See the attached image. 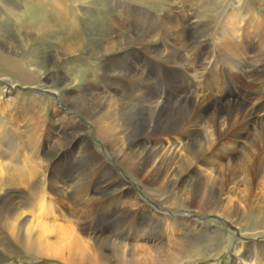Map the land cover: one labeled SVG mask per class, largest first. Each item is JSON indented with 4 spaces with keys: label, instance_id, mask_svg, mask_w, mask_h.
<instances>
[{
    "label": "bare ground",
    "instance_id": "obj_1",
    "mask_svg": "<svg viewBox=\"0 0 264 264\" xmlns=\"http://www.w3.org/2000/svg\"><path fill=\"white\" fill-rule=\"evenodd\" d=\"M163 1L159 6L160 14L168 9ZM173 1L178 2V6L181 2L184 4L186 2L188 6L189 0ZM249 1H252L254 6H264V0ZM249 1L230 0L228 3L231 5L230 10L226 15L218 14L211 18H203L195 11L193 14H188L189 12L184 14L188 27L195 25V22L199 26H206V30L211 32L214 39L210 47L213 44L215 52L220 57L224 56L223 59L227 62L229 60L233 68L241 70L245 75L244 69L249 62L252 68L251 77L260 81L259 86L252 88L246 100L239 101L238 105L236 103L224 105L221 99L213 94L215 90L212 89L219 86H215L202 74L201 78L194 82V74L191 73L188 62L184 64L180 59L170 57V54L165 55V44L162 40L164 36L160 35V28L158 30L151 27L147 33L142 34L129 33L127 30L129 25L116 24L114 19L109 17L100 42L91 47L86 44L83 49L91 58L90 62L94 67L93 71L86 74L83 84L77 89L83 93L81 96H84L81 97V106L76 104V110L94 122L95 137L99 139L103 151L101 153L92 144L90 130L84 126H81V134L75 131L77 129L65 131L56 128L57 135L52 136L55 141L52 142L54 146L51 149L55 155L64 151L66 146L78 142L76 137L80 138L79 145L66 152L69 154L76 151L86 163L84 176L79 181L75 179L76 183H70L71 179L66 175L68 172L65 169L54 170L48 154L42 147L37 146L39 134L36 128L39 123L29 125L24 130L16 128L14 123L18 118H12L13 123L8 129L10 132L6 134V126L2 127L0 120V264L5 261H8V264H16L15 260L20 256V259L27 260L48 257L62 264H176L198 257L200 254L197 250L201 248L198 242L202 239L208 242L209 256L216 255L221 249L226 248L232 238L231 234L219 226L218 228L208 222L198 221L189 214L173 213L168 210L181 207L186 199L195 203L202 214H216L236 224L238 234L241 227H247V224L250 227L241 232L248 236V240L241 235L233 244L228 264H264V230H257L261 225L254 219L250 220L248 209L232 204L234 202L232 196L235 193L242 194L250 190L258 194L259 204L264 205V10L260 13V19ZM9 3L6 2L7 8ZM208 7L210 9V6ZM145 10H148L146 6ZM250 13L254 14L251 16L253 21H250L252 26L262 35L258 38V50H255L258 53L253 48L255 56L247 55L246 59L243 54L244 47L239 45L241 39L245 42L246 40L238 29L241 27L239 24H242ZM232 19L238 20L237 25L233 29H226L225 23ZM99 20L102 21L101 18ZM168 36L174 38V32H170ZM229 36H232L231 42H227ZM207 39H209L207 34L201 31L190 39L187 36L185 42L179 45L180 49L177 48L179 56L183 57L184 54L195 56L196 50H202L201 46L205 44L208 46ZM140 48L147 57L153 58L154 61H162L164 68L166 63L168 69H174L176 75L182 73V78L186 79L185 85L172 92H168L166 87L157 91L150 80L137 73L135 69L112 71L104 62V58L109 55L127 56L132 50ZM13 51L11 45H1V76L15 79L14 81L25 85L36 83L40 88L55 89L57 95H60L59 88L55 87L57 83L55 85L40 83L43 80L49 82L51 79L45 75L47 72H40L36 65L30 63L31 59L25 50L23 51L25 56L22 57H17L19 54ZM212 52L209 51L204 57L207 63L212 59ZM74 53L71 50L62 53L59 59L68 58L70 61L69 59L75 58ZM26 60L30 64H26ZM126 78L131 80L130 87L126 85ZM218 80L219 83L221 80ZM202 83L203 94L200 88H197L202 86ZM0 84L2 102L7 106L17 107L20 91L13 96L10 92L12 86L4 81H0ZM89 90L99 99L97 105L92 102ZM250 101L252 103L255 101L251 107L246 105ZM28 106L25 107L27 111L33 110ZM254 106H257L256 110L253 109ZM127 107L130 111H137L142 115L143 122L136 124L137 126L126 122L124 110ZM258 110L261 112L259 117L256 113ZM27 111L23 113L24 116L28 115ZM73 123L79 127L78 122ZM42 141L48 142L47 139ZM239 149L241 155L237 156ZM25 153H28V156ZM108 161L112 164L120 163L122 168L134 177H142V174L146 176L142 181L146 191L155 199L152 201L155 203L154 209L141 202L138 195L131 191ZM156 182H160L161 189H151L152 186L148 188L145 184L150 186ZM239 185L243 186V189L241 188L243 191L238 192ZM77 186H81V189ZM181 186H185L183 190ZM20 187L24 188L28 195L23 196L24 199L19 202L16 201V197ZM70 188L72 193L68 196L67 191ZM117 189L119 193L111 194ZM158 190H162V194ZM50 192L56 199L47 203L44 199ZM107 193L112 197L104 198ZM182 193L187 195L185 200L180 198ZM76 195L81 198V224H78L77 229L71 227L67 221V228L62 225L64 222L59 225L46 224L43 219L48 217L55 220L64 217L67 212L72 214V211L77 215L75 210L71 207V210L69 209L71 203L78 202ZM35 197H39L40 200L38 208L35 209L41 223L31 221L27 224L28 219L20 209L22 206L30 207ZM105 204L108 207L102 210ZM31 209H28V212ZM46 213L50 215L46 217ZM247 220L254 224L253 228ZM112 221L116 222L115 227H112ZM15 225L18 227L17 230ZM213 229H220L224 233V241L214 235ZM255 236H259L258 239L250 238ZM139 241L146 242L147 246L138 245ZM191 255L194 257H190Z\"/></svg>",
    "mask_w": 264,
    "mask_h": 264
},
{
    "label": "rangeland",
    "instance_id": "obj_2",
    "mask_svg": "<svg viewBox=\"0 0 264 264\" xmlns=\"http://www.w3.org/2000/svg\"><path fill=\"white\" fill-rule=\"evenodd\" d=\"M161 1L162 0H158V1L157 0L155 1L154 0H132V1L131 0H117V1L116 0H95V1L94 0H84V1L83 0H47V1L46 0L45 1L44 0H7L6 2L8 3L10 2L9 5L12 8L9 5H7L9 7L7 8L6 2H0V43H3V44H0V50H1V45L9 44L13 47V50H14L13 52L19 54L17 55V57L25 56L24 54L26 52L27 56H29V59H31L30 63H32V65H36L37 68L41 70L40 72H45V73L47 72L45 75L51 79L49 82H45L43 80V82L40 81V83L41 84L51 83L54 85L55 83H57L55 87H58L60 90V95L58 96L55 89L45 88V87L40 88L39 86H36V83L35 85H31V84L25 85L23 83H18L17 81H14L15 79H12V78L9 79L8 77L5 78L4 76L0 75V81L7 82L8 85L12 86V90L10 92L13 93V96L16 95V93H19L20 91L19 97L17 98V101H18L17 107L15 108H13L12 105L7 106L6 104H4L1 100V95H0V103H1L0 104V120L2 124L1 126L2 127L6 126L5 133L8 134V132H10V130L8 129L9 127H11L13 123L12 118H18L17 122L14 121L15 122L14 125L16 128L20 127L21 129H24V130H26V127L28 128L29 125H32V124L36 125L37 123H39L36 128L37 133L39 134V138L37 139V142L39 144L37 143V146L42 147L43 150L48 154V158L51 159L50 163L52 167H54L53 169L54 170H59L62 168L65 169L68 172V174L66 173L65 174L68 176V178L71 179L70 181L71 184L76 183L75 179L77 181L81 180V177L84 176L83 172L86 167L85 161L81 160V157L78 156V153H76V151L75 152L73 151L72 153H69V154L66 153L67 151H70L73 148H76V145H79V143L81 142L80 138L76 137L78 142H74V144L72 143L75 146L73 145L66 146V149L64 151H62L61 153L59 152L58 154L55 155L53 152V149H51L54 146V144L52 145V142L55 141L54 137L52 136L57 135L55 131L56 128L58 130L62 129L65 131L66 130L74 131L75 129H77L75 131L81 134V126H84L90 130L89 136L92 140V144L95 145L96 149H98L101 153L103 151L101 148L99 139L95 137L94 127H93L94 122L90 118L86 117L85 115H82L81 112L78 111V109L76 110V107H77L76 104L81 106V97L84 96V95L81 96L83 93L78 92L77 89L78 87H80L81 84H83V80L86 78V74L93 71V67H94V64L90 62L91 58L87 56V54L84 52L83 49H85L86 44H89V46L91 47L93 45H97L98 41L100 42V40L103 37V34L105 33L107 21L110 20L109 17L113 18L116 24L125 25V26L129 25V28L127 29L129 30L128 31L129 33L136 32L137 34H142L145 32L147 33V31H149L151 27L155 29L160 28V30L158 29L159 32L161 31L160 35L164 36V39H162L164 40V44H165L164 54L165 55L170 54V57L176 58V59L178 58L180 59V61H183L184 64L188 62L190 66L189 68L191 69V73L194 74L193 76L194 82L199 80L202 74L204 75V78L211 81L215 86H219V88L217 89H212L213 91L215 90V93L213 94L215 96H218L221 99V101L224 103V105L227 103L228 104L236 103L238 105L239 101L241 102L245 101L248 94L251 92V89L254 88L255 86H259V82H260L258 80H255L254 77L253 78L251 77L252 68L250 67L249 62L247 61L248 62L247 64L249 66L246 65L244 69L245 75L244 73L242 74L241 70H238L237 68H233L231 64H229V60L227 62L226 59H223L224 56L220 57L219 54L215 52L214 50L215 46L213 44H212V47H210L211 46L210 43H213L214 39H212V35L210 34L211 32L206 30V26H203V25L199 26L198 24H196L197 22H195V25H193L192 27H188L185 22V18H184L185 17L184 14L188 12H189L188 14H193L194 11L197 13L199 17H203V18H211L218 14L226 15V13L230 10L229 8L231 5H228V3H230V0H202V1L201 0H189L188 6L186 2L185 4L181 2L180 5L178 6V2L176 1L164 0L163 2H165L168 9L165 10L164 13L160 14L159 6L161 5L160 3ZM110 2H112L113 4ZM249 2L252 3V6L254 7L257 17L261 19L260 13L261 11L264 10V6H259V7L254 6V3L252 1H249ZM109 4H111L110 5L111 7L109 6ZM145 6L147 7L148 10H145ZM208 6H210V9ZM175 7H178V8H175ZM255 7H257L258 9ZM175 10H178V11H175ZM247 16L248 18L245 21H243L242 24H239L241 25V27H239L238 29L239 33L242 34V36H244V39L246 40L245 42L243 39H241L240 44H239L241 47L242 46L244 47L243 54H245L246 59H247V55L251 57L255 54L254 51L258 50L257 49L258 48V38L262 35V33H259L256 29H254V27L252 26V23L250 22V21H253V18L251 16H254V14L250 13ZM100 18L102 19V21L99 20ZM92 19H94V21ZM237 22L238 20L232 19V21L225 23L226 24L225 28L233 29L237 25ZM166 28L168 29L165 31ZM127 30L125 32H127ZM172 31L174 32V38H170L168 36V34ZM199 31L205 32V35L207 34V38H209L206 41L208 43V46L205 44L200 47V49L202 48V50H196L197 52L192 51L193 53L196 52L195 56L189 55L190 56L189 57L185 54H184L185 56L183 55V57L179 56V53L177 51V48L180 47L179 45L185 42V39L187 38V36L189 37V39L192 38L193 36L194 37L197 36ZM227 38H228L227 42L232 41L231 39L232 36H229ZM4 43H7V44H4ZM253 48H254V51H252ZM24 50L25 52H23ZM70 50L73 53L75 52L74 59H69L70 61H68V58H66L65 60L59 59L62 53L69 52ZM138 50H132L131 53H129L127 56H123V55L110 56L109 55L104 58V62H106L107 68H109L112 71H117L121 69H127L131 71L132 69H135L137 73H140L143 76L147 77L150 80V83H152L153 87L157 91L159 89L161 90L166 87L169 90L168 92H172V91H175L178 87L181 88L185 85L184 81H186V79L182 78L183 77L182 73H180V75H176L174 69H171V68L168 69V66L166 63H165L166 68H164L162 66L163 64L162 61H154L153 58L151 59V57H147V55L142 53L143 49L140 48ZM211 50H214V52H212ZM209 51L210 53L212 52L213 54L211 56L212 59L207 63L204 57ZM193 53H190V54L192 55ZM174 54L175 55L177 54V56H175ZM38 57H40L39 60H37ZM30 63L26 60V64H30ZM217 63H220L223 67V68L221 67V70L223 71L225 70L227 72L226 75L227 76L229 75L228 81L225 80L226 83H224L223 80H221L218 83L219 80L217 79V76L215 74V69H216L215 67ZM195 67L197 68V70ZM102 68L105 70H108L106 67H102ZM246 69H249V70H246ZM177 74H179V72H177ZM197 74L198 76H196ZM43 77L44 76H42V78ZM255 81H258V82H255ZM130 82H131L130 79L126 80L127 87L131 86ZM261 82H263V80ZM62 84L65 86H62ZM23 85L28 87V89H23V88L18 87V86H23ZM201 85L202 86L197 87V88H200L199 89L200 91L203 89L202 87L204 83H202ZM173 87L175 88L173 89ZM0 92H1V88H0ZM201 94H203V91H201ZM90 95H92L91 91H90ZM90 95H85V96L90 97ZM29 96H31L32 98ZM91 98H93L92 102L94 104L97 105L99 103V99H97L96 96L92 95ZM254 103L255 101H253V103L252 101H250V102H247L246 105L251 107ZM26 105L31 106V107L29 106L28 107L33 110L27 111L25 109ZM256 108L257 106H254L253 109L256 110ZM25 111L28 112L27 113L28 115L24 116L23 113ZM124 112H126L125 115L127 116L125 117V121L128 122L129 124L138 125V123L143 122L144 117H142V115H140L137 111L136 112L130 111L129 108L127 107L124 110ZM256 113H258L257 114L258 117L261 114L259 110ZM79 116H81L83 120L80 119ZM86 118H88L89 120ZM73 122L79 124V127L77 128V126H75ZM92 128H93V131H92ZM43 139L45 140L47 139L48 142L44 143L42 141ZM25 155L28 156V153H25ZM240 155H241V151L239 149L237 152V156H240ZM109 163L113 166L114 171L116 173L118 172L120 177L129 186L131 191L135 192V194L138 195V198L141 200V202L144 203L146 206L154 209L155 203L154 202L152 203V201H154L155 199H153L151 194L148 191H146V189L144 188L143 181H142L145 179L146 176L142 174V177L144 176L143 178L141 176L134 177L131 174L127 173V171H125L122 168V165L120 163L118 162L113 163V164L112 162H109ZM237 169H239V166H237ZM132 180L134 181L135 185L138 187L139 190H136L134 188L135 186L133 187ZM139 180H141V182H139ZM159 183L160 182H156L154 185H150V186L147 183L145 184L147 185L148 188H151L152 186L151 189L153 188L161 189ZM184 187L181 186L180 188L183 190ZM20 188H18L17 190L18 196L16 197V201L19 200V202L21 199H24V197H27L28 195L24 188L22 187ZM77 188L81 189V186L79 187L77 186ZM241 188L243 189V186L239 185V187L237 188L239 189L238 192L243 191L241 190ZM68 190L69 191H67V195L72 193L71 188ZM158 191L160 194H162L163 192L162 190H158ZM20 192L21 193L23 192V194H21ZM113 193L114 194L119 193V189L111 192V194ZM49 195L47 194L46 197L47 196L48 197L47 198L45 197L44 199L45 202L47 201V203H49V201L52 202L56 199L55 198L56 196H54L53 193L50 192ZM108 195L109 193H107V196H105L104 198L112 197ZM242 195H246V196L243 197ZM78 196L79 195H76V197L78 198V202L73 203V204L71 203V205H69V209L71 207V209L76 211L77 215H74L73 213L74 211H72V214L70 212H67L65 214L66 217L65 216L58 217L57 219L54 220L48 217L50 214L46 213L45 216L48 218L43 219L45 220L46 224L59 225L61 224V222H64L62 225L64 226V228H67L66 227L67 222H69L68 224H70L71 227L74 226L73 228L77 229L78 224H81V214H80L81 213V208H80L81 198L80 196L79 197ZM186 196L187 195L184 193L180 194V198L183 200H185L184 198ZM50 198H52V200ZM232 199H234L233 200L234 202L232 204H235V206H238L240 208L242 207L244 209L249 210L247 213L249 214L248 217H250V220L253 221L254 219L255 222H258L261 225L259 229L257 230L259 231L264 230V220H262L264 219V205L259 204L258 194H255L254 191L249 190L247 192L244 191V193L242 194L241 192L235 193L234 196H232ZM39 201H40L39 197H35L30 207H24V206L21 207L20 210L23 212L24 216L28 219L27 224H29L31 221L35 223L36 222L41 223L40 218H37L38 213L36 210L38 208ZM182 205L181 207L169 208L168 210L173 213H181V214L186 213L184 215L190 214L189 216H192L198 221L208 222L209 224L215 225V227L219 226L222 230L231 234L232 238L227 243L226 248L221 249V251L218 252L214 256H209L210 254L208 253L209 252L208 242L205 241V239H202L198 242L201 247L200 249L197 250V253L200 254L198 257L192 258L183 263H176V264H228L231 248L233 247V244L237 242L238 237L242 235L245 240H248V236L243 235L241 233L243 232V230L250 228L248 224H247V227L246 226L241 227V231L238 234L239 230L236 224L228 221L227 219L221 216L219 217V215H216V214H212V213L211 214L208 213V215L202 214L201 211H199V208L197 207V205L195 203H191L189 199H186ZM106 207H108L107 204H105L103 208L101 209L104 210L106 209ZM28 209L29 210L31 209V211H29L30 213L28 212ZM75 216L77 218H75ZM56 221H58L59 223L58 222L56 223ZM250 224H251V228H253L254 224L252 223ZM116 225H117L116 222L112 221V227H115ZM17 229L18 227H16V230ZM213 230H214V235L219 240L224 241V233L220 229H213ZM18 232L20 233V231ZM258 237L259 236H255L254 238L250 237V238L258 239ZM137 244L147 246V243L142 242V241L137 242ZM192 256L193 255H191L190 257ZM20 258L21 256L15 260L16 264H62L58 260L48 258V257H45L43 259H40L39 257L33 258V259L31 258L30 260H27V258H24V259H20ZM2 264H8V261L3 262Z\"/></svg>",
    "mask_w": 264,
    "mask_h": 264
}]
</instances>
